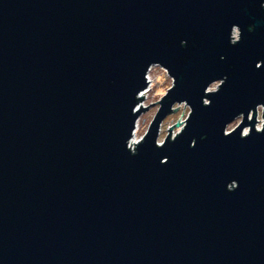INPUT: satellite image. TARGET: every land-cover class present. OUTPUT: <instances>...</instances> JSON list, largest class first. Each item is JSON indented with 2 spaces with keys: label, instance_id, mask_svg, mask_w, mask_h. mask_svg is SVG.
<instances>
[{
  "label": "water",
  "instance_id": "obj_1",
  "mask_svg": "<svg viewBox=\"0 0 264 264\" xmlns=\"http://www.w3.org/2000/svg\"><path fill=\"white\" fill-rule=\"evenodd\" d=\"M0 264H264V0H0Z\"/></svg>",
  "mask_w": 264,
  "mask_h": 264
},
{
  "label": "rangeland",
  "instance_id": "obj_2",
  "mask_svg": "<svg viewBox=\"0 0 264 264\" xmlns=\"http://www.w3.org/2000/svg\"><path fill=\"white\" fill-rule=\"evenodd\" d=\"M234 39H238L239 33L237 30L235 31L233 35ZM148 77L150 78L151 82L148 86L149 92L145 95V98L140 102L138 109L142 105V107H147L150 105L147 110L139 116L136 122V129H135V135H133L132 142L141 140L145 133L147 132V129L152 122L153 118L155 117L159 105L157 101H160V99L163 97V95L166 93V91L173 85V80L168 77L167 73L165 70H163L161 67L158 66H153L149 73ZM218 83L212 84L209 88V90L213 91L218 88ZM178 107L177 110L174 112H171L166 119H164L160 125L159 130V137H158V142L161 143L163 139L167 136L169 133L168 128H171L172 130V136L176 135L178 132H180L181 128L184 126L185 120L187 119L189 115L190 108L187 107L185 103L180 104V105H175L173 109ZM183 112V115H181ZM262 109H258V114H257V124L256 128L260 129L263 124V118H262ZM179 124L178 126H174L176 123ZM184 121V122H183ZM241 122V117L237 118L234 120L229 126L227 127V132L230 130L234 129L236 125H238ZM244 131L248 133L249 128H245Z\"/></svg>",
  "mask_w": 264,
  "mask_h": 264
},
{
  "label": "bare ground",
  "instance_id": "obj_3",
  "mask_svg": "<svg viewBox=\"0 0 264 264\" xmlns=\"http://www.w3.org/2000/svg\"><path fill=\"white\" fill-rule=\"evenodd\" d=\"M148 78V86H149V84H150V82H151V80H150V78L149 77H147ZM150 81V82H149ZM149 92V89L147 88L145 91H143L140 95H139V97H141V96H144V93H145V95ZM246 133V132H245ZM135 135V134H134Z\"/></svg>",
  "mask_w": 264,
  "mask_h": 264
},
{
  "label": "built area",
  "instance_id": "obj_4",
  "mask_svg": "<svg viewBox=\"0 0 264 264\" xmlns=\"http://www.w3.org/2000/svg\"><path fill=\"white\" fill-rule=\"evenodd\" d=\"M135 133V132H134Z\"/></svg>",
  "mask_w": 264,
  "mask_h": 264
}]
</instances>
